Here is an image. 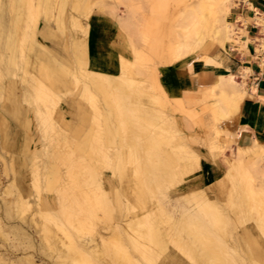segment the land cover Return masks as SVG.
Instances as JSON below:
<instances>
[{"label":"rangeland","instance_id":"rangeland-1","mask_svg":"<svg viewBox=\"0 0 264 264\" xmlns=\"http://www.w3.org/2000/svg\"><path fill=\"white\" fill-rule=\"evenodd\" d=\"M0 1L4 3L0 4V230L7 235L0 234L3 254L15 259L32 251L43 264L53 260L54 264H107L108 260L133 264V258L142 259L140 252L122 229H111L129 217L134 219L130 229L137 244L143 249L154 247V264H264V181L263 190L255 194L251 184L259 178L236 169L224 191L213 193L216 207L190 218L182 213L189 203L186 197L210 182L202 183L198 172L174 187L171 184V172L179 162L174 146L183 138L188 149L203 154L213 122L211 100H198L205 87L192 86L174 94L160 77L163 64L176 62L179 24L198 0H111L103 5L106 10H111L110 4L118 5L120 14L135 23L136 33L122 24L131 53L120 57L119 71L112 72L122 75L117 84H106L104 91L91 84L93 94L84 96L70 72L80 76L79 61L86 68L93 65L87 51L88 31L85 53L73 48L77 35L73 18L99 0H45L47 7L40 0L46 16L40 18L35 32L21 27L14 39L3 28L14 34L15 24L7 23L14 9L8 0ZM21 11L26 20L28 7ZM206 11L202 21L207 25ZM90 16H79L88 29ZM208 40L214 39L207 34L187 60L195 58ZM35 43L39 49L40 44L48 46L50 52L42 49L44 53L34 54L30 48ZM58 62L68 70L60 69ZM25 70L62 95L52 117L41 109L43 98L33 87H26ZM57 78H69L68 84L56 87ZM141 105H149L153 114ZM49 120L57 126L52 128ZM234 121L235 115L220 126L231 131ZM222 137L224 144L236 146L233 139ZM230 153L227 150L218 161L226 162ZM188 220L194 222L190 226L194 229L185 226ZM103 232L105 240L100 237ZM94 237L99 239L97 253L86 243ZM197 239L205 241L199 244ZM201 249L209 252L206 255ZM216 251L219 257L214 259Z\"/></svg>","mask_w":264,"mask_h":264},{"label":"bare ground","instance_id":"bare-ground-1","mask_svg":"<svg viewBox=\"0 0 264 264\" xmlns=\"http://www.w3.org/2000/svg\"><path fill=\"white\" fill-rule=\"evenodd\" d=\"M8 1L10 3L9 6L11 7V9H14L13 10L14 15H11V16H13V17H11V21L7 20L9 17L8 18L6 17L7 18L6 20H7V23L11 22V23L15 24V28L13 31H15V32L18 31V32L17 33L14 32V34L13 33L10 34L8 27H6L4 25L3 28H4V30H6V32H4L5 35H9L10 38L15 37L18 33L20 35L21 27L22 28L23 27L24 28L29 27L32 31L35 32L40 18L45 17L46 12H47L46 10L42 9L41 1L40 0H8ZM108 1H111V0H99L97 3L93 4L89 8H84V10H81V13L79 14V16L83 15L84 18L87 19L91 15V13L94 9L104 7ZM0 4H2V3H0ZM236 4L237 3H235V0H198L196 2V5H194L188 12H186V15L183 17L182 21L179 24V28H178L179 41H178L177 47L175 48V50L173 52V59L175 61H179L181 59L189 58L190 55L193 54L197 50V48L199 47V45L201 44V42L205 38V36H207V34H209L211 37H213V39H214L213 41H216V42L220 43L221 45H225V43L228 41L231 43L238 42L240 44V47H239L240 51H243L244 49H246L249 45L250 40H251V37L248 36V31L246 29L247 24L249 23L250 20H248V19L244 20L243 19V26H241L239 23H237L236 22L237 20H234L235 15L232 14L231 8ZM2 5H1V7H2ZM24 5L26 7H28V10H29V11H27L29 13L27 15L28 18L27 19L25 18L26 20H24V17H23L22 11H21V9L23 8ZM44 5H45V0H44ZM47 6H48V4H47ZM108 6L109 7L111 6L110 11H112L115 14L118 13V10H119L118 5L110 4ZM10 7H7V8H10ZM204 10H208V11H206V16L208 19L207 25L204 24L202 21L204 16H205ZM23 11H25V10L23 9ZM253 11H254V13L252 15V20H254V22H256L257 24L262 25V31L261 32H263L264 31V14H260V12H257L255 8H253ZM127 12H130V10ZM79 16L77 15L73 18L74 19V21H73L74 31H75V34H77V35H75V45L73 43V48L76 52L78 51V53L81 50L82 52H81V54L80 53L79 54L82 55L85 53L83 51L85 50V39H86L87 31H88L87 30L88 24L83 23V20H81V18H79ZM0 18H1V16H0ZM4 18H5V16H4ZM120 18H121V23L127 29V31L129 30L131 32V34H132V32L135 34L136 33V25H134L135 23L131 22V18L127 17L126 15H122V14H121ZM241 20H242V18H241ZM26 24H27V26H26ZM7 25H9V24H7ZM203 25H205V26H203ZM202 28L208 29L207 33H202V31H201ZM204 31H206V30H204ZM64 33H66V32H64ZM79 34H80V36H79ZM31 36H32V34H31ZM256 40H258V42L256 44L259 47V50L260 51L264 50V38H258ZM38 44L35 43L33 45V47L30 48V50H32V49L34 50V54L44 53V51H42V49L45 50L46 53L50 52L48 46H45L44 44H40L41 47L39 46L40 47V49H39ZM9 46L11 48L10 44H9ZM23 49H25V48L23 47ZM228 49H229V47H228ZM22 55L25 56L24 53H22ZM203 58L207 63H211V64L216 63L213 60V58H211V56L205 55V56H203ZM260 58H261V56H260ZM55 60H57V59H55ZM26 61H27V58H26ZM81 63L82 62L79 61V63H78L79 69L76 70L78 72V74H80V76L76 75L74 72L73 73L70 72V74L73 76L72 78H73V81L75 82V84L82 88L81 89L82 92L80 93L81 96H84L85 94L90 95V93H92V91L89 88L91 84L94 87L98 88L99 90L104 91L106 84L108 86L114 87L113 84H115V83L117 84L118 77L122 76L121 74L116 75L114 73L104 72V71L96 70V69L89 68V67L86 68L84 63H82L83 65ZM58 65L60 66V69L64 70V72L68 70L65 68V66L63 65L62 62H58ZM250 73H252V72H251V69L249 67L242 66L239 74H236V73L222 74L219 76L217 81H215L214 83L206 85L205 89L199 92V94H198V100L199 101L211 100L210 106H211V111L213 113V120H212L213 122L211 123V130L207 134L208 135V141H207V151L206 152H204L203 154L197 153L195 151L192 152L190 149L187 148L186 144L184 143L183 138H181L182 140L179 141V144L175 145L173 148L172 152L175 153L176 156H178L179 162H178V165L176 167V170H173L171 172L172 187L180 184L186 178L192 177L193 175L200 172L202 159L210 160V161H216L220 164V167H221V172L215 177V179H213L209 184H207L206 187L197 188L196 190L190 192L191 193L190 195L187 194L188 196L186 197V199L189 200V203L185 208L182 209L183 212L182 211L181 212L187 213V215H188L187 217H189V218L191 215H196L199 213L205 214L208 212V210L213 209V207L214 208L216 207L215 200L213 197V193L220 194L224 191L227 180L233 177V174H234L236 169H239V171L242 173H245V175L247 174V176L250 178H255V179L259 178L258 181L255 180V181H257V184H255V183L251 184V189L255 194H257L263 190L262 185H263V181H264V142H260L257 139H255L254 142L249 144V145L238 144L235 147L233 146V144H229V143L224 144L223 140H222V138H223L222 136H224L225 141L228 139H231V140L233 139L232 141L235 143H237V141L235 139V134H234L235 132L233 133L232 131H227L225 129H222L220 126V123H224L225 120H227L228 118H230L233 115H236V112L240 108L243 99L248 94V89H249L248 78L250 76ZM23 78H24V82H26V84H25L26 87L27 88L33 87V89H35L36 93L43 98L42 99L39 97L40 99H42L41 101L44 100L43 101V107L41 109L44 108L45 112L47 111V115L49 113V116H50L51 112L54 111V108L56 106L57 101L59 100V98L62 95L59 94L57 91H55L53 88H51L50 85L45 83L42 79H40V77H38L34 73H30L29 71L25 70V74L23 75ZM129 80L130 81H136V82L140 81L134 77H129ZM53 81H54V85L56 87H61V86L68 84L67 82L69 81V78H64L61 80H58V78H57ZM25 90H26V88H25ZM26 97H27V94H26ZM68 107L69 106H67V108ZM140 107L143 110H145L144 112L152 111L151 107L149 105H141ZM45 112H44V114H45ZM39 113H41V111ZM152 114H153V111H152ZM50 117H52V116H50ZM49 121L52 122V124H53L52 128H53L56 124L53 123V120H49ZM56 131H58V130H56ZM247 142H249V141H247ZM23 146H24V143H23ZM227 150H230V152H231L230 158L226 162L220 163L218 160L221 159L222 155L226 156ZM3 156H2V158H3ZM4 167H5V164H4L3 168ZM12 169L13 168H11V170ZM6 171H7V169H6ZM12 181H10V182H12ZM96 183H97V181H96ZM7 185H6V187H7ZM93 185H94V183H93ZM103 185L104 184L100 183V185H99L100 189H103L102 188ZM0 186H1V184H0ZM6 187H4V188H6ZM91 188H92L91 190L94 193H95V191H97V189L94 190V187H91ZM95 188H96V186H95ZM7 189L9 190L8 187H7ZM17 191H19V190H17ZM7 193L8 192H6V194ZM16 193H18V192H16ZM12 194H13V192H12ZM16 195H14V196H16ZM22 199L27 200V198H23V197H22ZM18 203H19V201L17 202V204ZM38 205H39V203H38ZM37 208H39V207H37ZM181 214H180V216H181ZM135 217H140V215L134 214V218ZM184 217L185 216H183V219H184ZM196 218H197V216H196ZM180 219L183 221L182 217H180ZM185 219H187V218L185 217ZM132 220H134V219L129 218V217L124 218L122 223H119L116 225L114 224L115 226L114 227L112 226L113 228H111V229H115V231H116V228L122 229V231L127 236V239L131 242L133 249L140 252L142 259L133 260L134 258L132 259L131 255H130V250L127 249L128 250L127 253L129 254L128 256L131 257L133 264L134 263L135 264H147V263L148 264H154L153 258L157 257V256L153 257L154 247H144V249H143L142 247H140V245L137 244V242H136L137 237L134 235V233L133 234L131 233L132 231L130 229V225H131ZM182 221H181V223H182ZM191 221L188 220L187 222H184V224L186 223L185 226L188 227L189 229H194L192 227L190 228L192 223H194L193 221L192 222ZM198 221L199 220H197V222ZM0 222H1V217H0ZM195 224H198V223L195 222ZM261 229H263V232H264V228L262 227ZM23 230H24V228H23ZM112 232H113V234L116 233L113 230L111 231V233ZM19 233H21V232H19ZM189 233H191V232H189ZM201 233H202V231H201ZM0 234L2 236H7L6 232L4 230H0ZM200 236H201V234H200ZM100 237H101V240H105L107 238L105 236L104 232L100 234ZM4 238L7 239V237H4ZM189 240H191V238H189ZM200 241L198 240L197 243H199ZM202 241H205V239ZM202 241L200 243H202ZM86 243H89V245L88 244H86V245H88V248L91 249V252L95 253L97 251V247L99 245V239L98 238L94 237L93 239H91L89 242L87 241ZM189 244L191 245L192 243L190 242ZM194 244H192V245H194ZM196 245H198V244H196ZM201 246H202V244H201ZM202 247L204 248V245ZM189 248H192V247H189ZM195 248H196V246H195ZM10 250H11L10 252H14V250H12V249H10ZM202 251L198 250V254L199 253L202 254L203 252H205V253L209 252L207 250L203 251V252ZM31 252H24V253L18 255L15 259L14 258L11 259L0 251V264H43V263L39 262L36 259L35 255ZM248 252H249V250H248ZM193 254H195V252ZM195 255H194V257H195ZM206 255H207V253H206ZM213 255H214V259H217L219 257L218 251H216ZM247 255H248V253H247ZM198 257H195V258L197 259ZM210 257H211V255H210ZM207 258H209V257H207ZM207 258H206V260H207ZM100 260H102V259H100ZM103 260L101 261L102 263H103ZM198 260H200V259H198ZM198 260H196V262L200 263V261L198 262ZM112 262L108 260L107 264H112ZM145 262H147V263H145ZM203 262H201V263L205 264ZM54 263H55V261L53 260V264ZM171 263H172V261H171ZM208 264H209V262H208Z\"/></svg>","mask_w":264,"mask_h":264},{"label":"crops","instance_id":"crops-1","mask_svg":"<svg viewBox=\"0 0 264 264\" xmlns=\"http://www.w3.org/2000/svg\"><path fill=\"white\" fill-rule=\"evenodd\" d=\"M235 3L231 8L234 20L241 26L243 19L250 20L246 29L251 40L246 49L240 51L238 42L228 41L221 45L208 40L195 58L163 64L160 77L170 93L178 94L192 86L205 87L214 83L222 74H239L242 66L249 67L252 73L248 78V94L231 126L237 141L235 145H249L255 139L264 142V50L260 51L256 44V39L264 38V31L261 32L262 25L252 20L253 8L264 14V0H235ZM94 10L88 19L87 51L90 63L96 70L109 73L119 71L120 57H127L131 53L129 39L119 21L120 11L115 14L109 9ZM205 55L211 56L216 63H207L203 58ZM220 172L218 162L202 159L199 172L202 183L211 182Z\"/></svg>","mask_w":264,"mask_h":264}]
</instances>
